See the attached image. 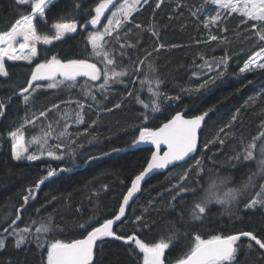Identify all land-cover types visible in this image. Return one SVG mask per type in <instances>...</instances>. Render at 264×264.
I'll return each instance as SVG.
<instances>
[{
    "label": "trees",
    "instance_id": "1",
    "mask_svg": "<svg viewBox=\"0 0 264 264\" xmlns=\"http://www.w3.org/2000/svg\"><path fill=\"white\" fill-rule=\"evenodd\" d=\"M100 2L55 0L44 18L34 20L38 32L53 36L54 22H76L77 32L49 46L39 45L31 64L5 61L9 75L0 77V103L4 105L0 108V239L4 242L0 264H47L48 240L80 239L112 219L152 154L147 142H137L141 130L154 131L177 112L188 118L208 113L196 156L144 182L126 217L113 229L121 239L98 240L93 264H143V254L134 242L125 243L133 235L154 243L175 233L165 252V264H176L197 234L209 239L251 231L264 239V206H244L260 191L259 184L249 188L238 203L213 202L201 219L191 216L195 203L213 182L220 185L217 194L222 197L230 188H241L256 170V159L243 157L247 145L264 132V69L240 72L264 47L253 28L256 22L228 11L210 21L206 14L214 7L209 0H147L128 22L105 37L103 50L115 60L117 70L127 69L121 82H111L104 90L99 88L103 75L96 82L77 79L74 86L57 77L55 87H48L53 81L33 82V88L21 94L35 65L52 56L62 62H95L103 72V55L94 56L88 43L89 33L95 30L85 26ZM22 13L30 14L31 6L0 0V32L10 30ZM157 79L164 95H153ZM89 86L91 95H87ZM153 104L159 105V111L151 110ZM77 112L83 116L80 123ZM49 125L54 131L42 150L31 141L43 138ZM66 125L67 135L60 136ZM18 128L28 142L38 145L31 154H38L39 159L12 158L8 133ZM261 141L257 140V146ZM49 151L60 158L49 156ZM238 154L239 160L235 159ZM49 169L55 171L54 176L48 177ZM181 188L188 191L181 192ZM17 215L16 228L32 229L31 234L21 233L27 239L19 247L18 237L10 234L12 229L4 232ZM49 222L51 231L40 237L44 246L38 247L35 226ZM237 245L233 264H264V251L254 241L244 237Z\"/></svg>",
    "mask_w": 264,
    "mask_h": 264
},
{
    "label": "snow or ice",
    "instance_id": "2",
    "mask_svg": "<svg viewBox=\"0 0 264 264\" xmlns=\"http://www.w3.org/2000/svg\"><path fill=\"white\" fill-rule=\"evenodd\" d=\"M55 0H34L31 2V13L21 14V18L18 19L10 28L5 32H0V77H7L9 75L5 67V60L18 61L24 60L31 64L33 58L37 56L38 45H50L53 40H60L68 33H74L77 31L76 22H54L52 28L55 29V35H49L48 33H40L37 30L34 20L37 17L44 18L46 16V10L54 3ZM142 0H123L119 6L111 12V15L107 18V23L103 27V31L97 30L90 32L88 35V43L91 45L94 56L103 55L105 60V69H99L95 62H89L88 60L72 59L67 62H62L56 56H52L50 60H46L43 63H37L35 68L31 72V79L27 81V87L21 89V94L28 93L33 88V82L41 80L53 81L48 87L57 86L56 78L59 76L62 78L60 82H69L74 86L77 77H86L90 81H97L103 75V83L99 85L100 89L107 90L111 82H121V78L128 75L127 69L121 67L119 70L115 67V60L110 56L109 52L104 49L105 37L111 36L119 26L128 22L133 12L137 10V6L140 5ZM147 3V0H143ZM210 2L220 9L228 11L229 14L236 12L246 18V20L254 21L253 28L257 30V36L260 41H264V0H210ZM30 0H16L17 5H28ZM113 4V0H101L95 7V16L91 18L90 23L93 28H96L101 23V18L105 15L106 10ZM242 4V6H239ZM159 7V5H157ZM219 18L217 15L211 16V20L215 22ZM207 26V25H206ZM137 28L141 25L137 24ZM155 35V33H153ZM212 40L217 39L216 36L210 37ZM117 41L119 36H116ZM22 41V42H21ZM19 44L20 52H17L16 45ZM124 47V45H121ZM131 47V45H129ZM27 49V54L24 50ZM103 50V51H102ZM158 50V49H157ZM264 47L244 64V67L240 69L241 73L251 71L253 69H264ZM223 62L227 63V57L223 58ZM143 63V61H141ZM108 66H112L109 68ZM136 71H139L137 68ZM141 83H147V81H141ZM154 96L164 95L159 91L160 81L157 79L155 82ZM204 85H201L203 87ZM150 91L152 89L150 88ZM87 95H91L89 91ZM95 100V97L92 96ZM166 99H176L175 97H166ZM24 100L27 102L28 96H24ZM138 103L141 102L139 96L137 97ZM3 104L0 103V108H3ZM58 107V106H53ZM81 110L83 105H79ZM119 107V105H117ZM147 107V106H145ZM151 110L159 111V105L153 104ZM41 116H45V112L40 113ZM208 115L204 112L201 115H196L191 119H185L179 112L172 116L167 123H164L156 131L149 129H143L140 132L139 141L137 142H150L155 145L156 151L152 153L151 160L148 161L147 167L144 168L139 175H136L132 180V185L128 189L127 194L123 197V204L120 206L119 214L115 216V219L105 220L99 227H94L89 231L86 237L82 239H73L69 242H65L60 239L51 238L47 241V264H93V249L98 240L104 237H115L121 239L119 236H115L113 225L115 221H119L124 215L126 205L129 199L140 188V182L145 176L152 172L154 169H163L169 165H173L174 162L184 161L186 157L194 153L197 150V130L201 127V122L204 121ZM145 119L147 115L145 114ZM83 121V116L80 112L76 113V122ZM32 123V121H28ZM54 129L49 125L48 130L44 132L43 138L33 137L32 143H37L43 150L48 144V137L53 134ZM12 138V158L14 160H21L25 158V153L28 152V148L25 144V137L22 134L21 129H16L8 133ZM60 136L67 135V125L65 130L62 131ZM257 140L264 141V132H261L258 137H255L253 141L245 148L244 160L254 159V150L257 148ZM223 143V141H221ZM166 145L167 151L163 155H159L160 146ZM59 147V145H57ZM261 153L260 158L257 160V171L253 173V176L249 177L248 183L242 188H230L221 197L218 195L220 185L213 182L207 189L200 202L195 203L191 216L193 219L199 220L206 213L207 205L210 203L230 204L232 202H239V198L245 196L250 187H256L254 177H264V142L259 145ZM49 156L54 154L49 151ZM28 160L39 159L34 154H29L26 157ZM60 158V157H54ZM239 154L235 159L239 160ZM196 164L199 165L200 161L197 160ZM63 171V169H61ZM55 175V171L49 169L48 177ZM199 175V173H198ZM43 183V179L40 181ZM223 183V182H221ZM39 187V184H37ZM260 191L256 193L254 198H251L244 206L247 209L254 208L257 204L264 206V184L259 185ZM187 189L181 188V192H186ZM28 197H25V201ZM20 216L17 215L14 220L11 221L9 227L4 228V232L7 233L9 228L12 229L10 234L16 235V245L19 247L27 237L21 233L31 234L32 229L25 226L23 229L15 227L16 220H19ZM85 227V225H80ZM51 231V223H41L35 226V233L38 242V247L44 245L40 243V237H47ZM241 237H246L248 241H254L255 245H258L260 249H264V239L258 238L251 231H243L235 235L221 236L213 235L209 239H203L200 235H195L191 241L188 250L179 258L176 264H233L238 252L237 242L241 240ZM175 233L169 235L167 239L161 236L154 243H148L137 238L135 235L129 236L125 239V243L134 242L135 248L143 254V264H165V252L170 248ZM3 240L0 239V247H3ZM252 247L251 244L248 245Z\"/></svg>",
    "mask_w": 264,
    "mask_h": 264
},
{
    "label": "rangeland",
    "instance_id": "3",
    "mask_svg": "<svg viewBox=\"0 0 264 264\" xmlns=\"http://www.w3.org/2000/svg\"><path fill=\"white\" fill-rule=\"evenodd\" d=\"M210 1V0H209ZM31 2H34V0H30V3H29V5L31 6ZM123 2V0H113V4L112 5H110L109 6V9L108 10H106V12H105V15L101 18V23L100 24H98L97 26H96V28H93V26L90 24V23H87L85 26L86 27H90L91 29H94L95 31H97V30H100V31H103V27H104V25L107 23V18L111 15V12L112 11H114L118 6H119V4L120 3H122ZM144 2H143V0H142V2H141V4L140 5H138L137 6V9L143 4ZM213 5V4H212ZM239 6H242V4H239L238 5V7ZM213 7H214V9H213V11H211L210 13H208V14H206V16L208 15V18H209V20L210 21H212L211 20V16H214V15H217V13H219V16H220V14L223 12V11H226V10H224V9H220V8H218L217 6H215V5H213ZM77 29H78V24H77ZM77 32V31H76ZM76 32H74V33H68V34H66L65 36H67V35H72V34H75ZM54 35H55V30H54ZM53 35V36H54ZM64 36V37H65ZM61 40V39H60ZM56 41H59V40H53V42L52 43H54V42H56ZM22 42V41H21ZM41 45H43V44H41ZM51 45V44H50ZM39 46V45H38ZM38 46H37V48H38ZM44 46H49V45H44ZM16 48H17V52L19 53L20 52V49H19V44H17L16 45ZM27 49H25L24 50V53L25 54H27ZM34 58H36V57H34ZM33 58V59H34ZM5 61H11V60H5ZM12 62H26V61H24V60H18V61H12ZM261 62H264V61H261ZM244 67V66H243ZM255 70H259V69H253V70H251V71H255ZM249 72V71H248ZM98 81V80H97ZM49 82H51V81H49ZM94 82H96V81H94ZM34 126V125H33ZM23 135H24V137H25V144H26V146H27V148H28V152H26L25 153V158L27 157V155H29V154H31L35 149L36 150H38V145H36V147H34V143L33 144H31L30 142H28L27 141V138H26V134L25 133H22ZM12 142H13V140H12ZM262 142H264V141H261L260 143H259V145L262 143ZM259 145L257 146V148L254 150V160L256 159V161H255V166H256V170L254 171V173L257 171V160L260 158V156H261V153H260V150H259ZM36 155V154H35ZM36 156H38V154L36 155ZM253 176V175H252ZM249 180V179H248ZM248 180L246 181V183H248ZM254 180H255V184L257 185V184H264V177H254ZM245 183V184H246ZM244 184V185H245ZM243 185V186H244ZM243 186H241V188L243 187ZM251 188V187H250Z\"/></svg>",
    "mask_w": 264,
    "mask_h": 264
},
{
    "label": "water",
    "instance_id": "4",
    "mask_svg": "<svg viewBox=\"0 0 264 264\" xmlns=\"http://www.w3.org/2000/svg\"><path fill=\"white\" fill-rule=\"evenodd\" d=\"M59 77V76H58ZM80 78H86V77H77V79H80ZM49 80H41V81H35V82H48ZM185 119H191V118H193V117H190V118H188V117H185L184 116V114L182 113V112H179ZM176 115V114H175ZM174 116V115H173ZM171 119V118H170ZM169 119V120H170ZM168 122V121H167ZM167 122H165V123H167ZM204 122H205V119H204V121H202L201 122V127L197 130V150L194 152V153H192V154H190V156L189 157H186L185 158V160L184 161H178V162H174V164L173 165H169V166H167L166 168H163V169H154L152 172H150V173H148L146 176H145V178L140 182V188H139V190L137 191V192H135L134 194H133V196L129 199V201H128V203L126 204V205H124V208H125V212H124V215L121 217V219L119 220V221H115L114 222V225H113V229L115 228V226H117L125 217H126V215H127V211L130 209V206L132 205V203L136 200V198L140 195V193H141V191H142V187H143V184H144V182L146 181V180H148L152 175H154V174H164V173H166V172H168L169 170H171V169H173V168H175V167H177V166H179V165H183V164H185V163H187L190 159H192L193 157H195L196 156V154H197V152H198V148H199V143H200V133H201V131L203 130V128H204ZM164 124V123H163ZM162 124V125H163ZM162 125L160 126V127H162ZM160 127H158L156 130H158ZM156 130H154V131H156ZM147 144H148V146L152 149V153L154 152V151H156V147H155V145H153V144H151L150 142H147ZM165 151H167V146L166 145H161L160 146V151H159V155H163V153L165 152ZM151 156H152V154H151ZM151 156H150V158H149V160H151ZM148 160V161H149ZM148 163V162H147ZM147 167V164H146V166L144 167V168H146ZM144 170V169H143ZM142 170V171H143ZM131 185H132V182L130 183V185H129V188L131 187ZM128 188V189H129ZM127 192H128V190L126 191V193L124 194V196L127 194ZM123 196V197H124ZM123 204V198H122V200H121V203H120V205H119V208H118V210H117V213H116V215H118L119 214V209H120V206ZM115 215V216H116ZM115 216L112 218L113 220L115 219ZM100 226V225H99ZM98 226V227H99ZM235 235V234H234ZM84 237H86V235L84 236ZM83 237V238H84ZM110 238H115V237H110ZM241 238H244V237H241ZM80 239H82V238H80ZM116 239V238H115ZM120 240V239H119ZM97 243V242H96ZM94 248H95V246H94ZM263 251H264V249H262ZM93 252H94V249H93Z\"/></svg>",
    "mask_w": 264,
    "mask_h": 264
}]
</instances>
